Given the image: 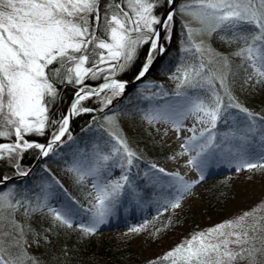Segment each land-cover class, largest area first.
Wrapping results in <instances>:
<instances>
[{
  "label": "snow or ice",
  "instance_id": "obj_1",
  "mask_svg": "<svg viewBox=\"0 0 264 264\" xmlns=\"http://www.w3.org/2000/svg\"><path fill=\"white\" fill-rule=\"evenodd\" d=\"M167 3L174 5L175 0H167ZM157 4L158 0H110L102 8L101 0H0V137H15L12 143H0V158L5 154L14 158L30 148L40 149L42 155L47 156L54 145L62 142L68 131L70 115L91 111L80 107L82 101L106 89H111L113 96L120 95L125 87L123 83L115 80L108 82L105 77V83L99 88H92L85 84V80L96 79L105 71L114 72L117 67L123 70L132 60L137 47L149 40L153 52L158 46L161 52L164 51L160 43L161 32L154 25H160L161 29L170 33L175 9L161 20L154 14ZM180 11L202 26L195 29L188 27L189 42L199 54V62L178 70L182 78L173 77L179 80L175 95L184 98L183 104L153 109L145 119L149 123L170 122L177 132L189 117L207 125L199 136L193 135L182 145L185 151L198 149L187 163L201 172L229 138L239 142L222 151L236 161L233 165L236 172L264 170V128L261 129V143L254 145L249 134L255 131L257 117L240 104L232 103L234 98L227 86V73L217 74L209 67L215 57L220 56L227 68V58L205 46L203 40L200 43L192 40L194 33L209 36L216 33L226 44L238 45L235 55L253 69L249 79L264 83V0H193V3L182 6ZM145 32L152 35L147 36ZM165 39H170V35ZM205 54L208 56L207 63L200 58ZM121 59L123 63H119ZM151 59L149 56L148 64ZM89 64L91 67L86 66ZM147 70L146 64L140 76ZM217 80L230 101L227 105L214 83ZM63 82L81 85L70 114L63 116L47 145L29 142L25 139L26 135L43 134L49 123H56L49 120V106L58 95L57 84ZM182 87L186 90L180 91ZM187 89L197 92L189 95ZM107 103H111V98L107 99ZM228 108L246 113L252 126L244 135L226 133L217 141L214 129L218 121L222 118L226 120ZM187 131L195 133V125ZM114 138L127 154V164L131 166L135 153L129 150L126 141ZM195 141L199 143L194 144ZM118 153L120 148L113 145L112 155L100 156L87 169L74 166L70 171L81 182L85 177H98L101 162L106 163ZM152 168L156 169V165L153 164ZM157 171L172 177L174 184L169 187L177 193L174 201H165V204H170L173 209L179 208L181 198L198 181L189 183L179 173L169 174L163 168ZM21 175L27 173L22 172ZM203 178L201 174V180ZM125 186L131 187L126 174L120 180L103 186L94 179L97 203L92 206L91 221L77 227L86 235L95 234L106 223L116 198ZM47 200L45 196L43 201L33 206L28 200L16 199L12 190L0 192V264H40V260L29 252L31 245L25 238L24 226L15 218L21 208L25 216L46 210L58 224L73 227L69 213L49 207ZM258 211L244 212L233 220L195 233L149 264H161L162 261L168 264H264V216L258 215ZM144 227L146 225L131 231L140 232Z\"/></svg>",
  "mask_w": 264,
  "mask_h": 264
},
{
  "label": "trees",
  "instance_id": "obj_2",
  "mask_svg": "<svg viewBox=\"0 0 264 264\" xmlns=\"http://www.w3.org/2000/svg\"><path fill=\"white\" fill-rule=\"evenodd\" d=\"M178 1L179 0H177L175 8V15L173 16L171 31L170 33L166 31L163 32L162 38L165 53L154 63L148 75L153 73L159 77V65L165 60L164 57L168 55L169 52L174 53L175 57L178 55L176 58L178 64L174 63L175 66H187L195 59L196 55L194 53H185L181 50L182 42L188 43L189 38L185 31L186 26L181 19L182 17L176 13ZM109 2L110 0H101V7L103 8ZM168 7L169 4L167 3V0H158V4L154 8L155 15L162 20ZM99 34L100 33H98V35ZM169 35L170 39H165V37ZM205 38H207V42L210 44L211 49H214L216 53L221 54L228 60V67L225 68L223 60L218 56L219 59L217 58V60L209 65V67L217 72V74L227 73V86L231 96L234 98L232 103L240 104L243 108H247L257 117L255 124L256 130L254 133L257 136H261V129L263 127L257 129V126H259V123H264V120L260 119L264 118V83H257L255 79H249L253 69L249 67L248 63L241 57L235 55V52L238 51L239 48L238 45L226 44L216 33H213L211 36H207L206 34ZM150 42L151 41L146 42L137 50L136 57L128 66L123 68V70L117 74L118 78L134 80L138 76L145 63L146 57L149 56ZM153 54L154 52L152 51L150 55ZM183 55L185 57H183ZM105 77L106 75L104 76V74H101L96 79L88 78L85 80V84H89L88 86L93 88L104 82ZM214 83L217 90L220 92V95L223 97V103L227 105L230 102L228 96H226L224 90L219 87L218 80L214 81ZM80 87L81 85L70 84L67 82L58 83V95L49 106L48 112L49 120H54L56 123H49L43 134H29L25 136V139L31 143L46 142L52 139V134L58 130L60 121L63 116L67 114L68 107ZM183 90L186 89L183 88ZM187 91L191 94L197 92V90L192 89H187ZM174 92L176 91H172V94H174ZM107 93L109 94L110 90H105L102 94L91 96L81 102L80 107L91 109V111L78 112L74 116L71 128L65 139L56 145L50 152L58 149L64 142L68 141L69 136H71V138H83L82 136L86 129L97 120L96 110L102 104V102L98 100L99 97ZM237 114L243 116V119L248 118L246 113H243L236 108H228L225 113L226 120L222 118L221 121H218L216 132L225 131L229 124L234 123L236 119L243 121V119L241 117L239 118V115L237 116ZM144 115L143 110H135L134 112H131L129 115L125 116L126 118H123L121 122L118 123L114 132H111L112 135L126 141L129 150L135 153V156L132 158V165L138 164V161L148 165H153L160 161L169 162L172 158L173 151L168 147L161 145L158 140L161 135H159L153 125L149 124ZM250 126H252L251 121ZM255 139L257 138L255 137ZM14 140L15 137H0V143H12ZM119 148L120 153H118V156L115 154L112 156V159L106 162L108 169H111V166L113 168L117 162L123 166L127 164V154L124 153L123 148L120 145ZM106 151L108 154H112L109 152V148H107ZM40 153V149L30 148L21 151L19 155L14 158H9L7 155H4L3 158H0V181L5 177L10 178L28 171L33 167ZM42 161L43 159L33 167L32 172L38 169H40V171L42 170V167H44L41 166ZM61 163L62 160H52L48 163V166L45 167V169L43 168V172L41 171L44 173L43 176L45 179L50 178L51 180H57L59 173L53 172L52 168H54L56 164ZM253 171L251 172L257 173L255 171H261L259 175H264L263 170ZM106 174V170H104L102 175L103 182L107 179ZM227 176L222 177L223 179L219 178V180L217 179L216 181L206 184L197 194L204 206L207 218L211 221H218L221 219L225 212V207L228 205L230 206L234 199V189L230 183L233 178L231 179V177ZM27 177L13 179L3 184L0 183V191H5L14 186L20 188V185L28 180ZM36 178H39L38 174L36 175ZM28 182L31 181L29 180ZM68 184L69 186L66 188L67 195L70 199L74 200V197L79 194V185L72 184L70 181ZM27 188L28 187L23 185L21 191L26 192ZM123 190L125 191L124 194H121V197L126 198L130 188L126 186ZM144 190L145 196L143 198H149L150 195L157 196L163 191V189L158 191L155 184H151ZM170 192L172 191L164 192L167 195L160 199L162 200L164 197H170L172 194ZM79 198L83 199L82 196H79ZM25 200L30 201L28 197H25ZM161 200L156 201L154 199L155 204L151 203L148 205L149 210L154 212L155 216L141 224V226L146 225L142 231L133 232L131 229L134 227H127L124 231L104 235L100 240L95 234L86 235L83 233V231L77 227V225H79L77 222L73 223V227L71 228L58 224L46 210L43 213L36 212L25 216L24 209L21 208L19 212L16 213L15 218L24 226L25 238L31 245L29 252L40 260V264H149L150 261L158 260L164 255L158 253L157 256H150L145 251H142L141 248L137 246L138 237L144 236V238L150 241V243L157 244L163 240L171 239L175 234L176 229L182 224L185 223V226L188 228L190 227V224H193V216H191L189 209H183L185 212L183 211L180 214L177 212L179 210H174L171 207L167 208V211H165V208H159ZM122 202L123 206L127 204L125 201ZM31 204L34 206L36 203L32 202ZM126 223L127 221L125 217L120 216L118 219H114L111 225L113 227L114 225L122 226ZM180 228L183 227L181 226ZM29 229H31V231H29ZM161 264H168V262L162 261Z\"/></svg>",
  "mask_w": 264,
  "mask_h": 264
},
{
  "label": "rangeland",
  "instance_id": "obj_3",
  "mask_svg": "<svg viewBox=\"0 0 264 264\" xmlns=\"http://www.w3.org/2000/svg\"><path fill=\"white\" fill-rule=\"evenodd\" d=\"M191 3H193V0H179L176 9V13L182 17L181 19L186 26L185 31L187 36L188 27L194 29L202 27L198 22L194 21L191 16L180 11L182 6ZM154 28L158 31V25H154ZM144 34L147 36L152 35L151 33L147 32ZM205 36L206 34L199 35L194 33L192 40L195 43H200V41L203 40L204 45L211 48ZM143 44L145 43H142L137 47L132 60L129 61L126 66H128L133 61L137 55V50ZM157 49L156 53L154 52L153 55H150L152 57L150 64H148L149 56L146 57L143 67L145 68L146 64L148 65L146 75L149 74L152 65H154L153 63H155L159 57L165 53V48L163 52L160 51L159 47H157ZM181 50L182 52H191L192 54L194 53L196 55L195 59L190 64L199 62L197 59L199 54L195 53V48L192 47V44L189 41L188 43L182 42ZM177 56L178 55L175 57L174 53L169 52L168 55L164 57L165 60L161 63V65H159V77L153 73L148 75V78H145L146 80L144 79L138 88L133 90L131 94H129L125 99L124 97L122 98L121 93L118 96H113L111 89H107L110 90L109 94L107 93L99 97L98 100L101 101L102 104L96 110L97 120L93 122L88 129H86L82 136L83 138L79 139L78 137H72L68 141L64 142L58 149L54 150L53 152H49V154L43 158L41 166L44 167H42V172L43 168L45 169V167L48 166V163H50L52 160H62L61 164H56L54 168H52L53 172L59 173L57 180H51L50 178L45 179L43 176L44 173L38 169L29 174L27 177L28 180L22 183L20 188L18 186H14L13 188H8L5 191L1 190L0 192L12 190L15 198L25 200V197H28L33 203L43 201L44 197L47 196V203L49 207H54L58 210L69 213L73 223L77 222L78 224L86 225L91 221V212L93 210L92 206L97 203V191L93 187V180L95 179L98 185L103 186L105 183L110 181L120 180V177L126 174L128 175L131 184L130 191L128 190V196L126 198H122L121 195L116 198L112 213L106 218V223L101 225L98 231L95 233V235L100 240L104 235L126 230L129 225H132L133 227H139L142 223L155 216V213L149 210L148 205L151 203L155 204L154 199L156 201L161 200V197L167 195L164 192L168 191L170 188L169 185L174 184V181L170 175L166 176L163 173L158 172L157 169L163 168L165 172L169 174L179 173V175L183 176L184 180L189 183L198 181V183H195L189 192L181 198V206L174 209L179 210L177 211L179 214L189 209L191 216H193V224H190L189 228L185 226L184 223L181 225L183 228H180V226L176 229V232L171 237V239L163 240L157 244L150 243V241L146 240L144 236L137 238V246H139L142 251H145L150 256H157L158 253L164 255L166 252L173 249L181 242L189 239L193 234L205 231L225 221L233 220L244 212L259 210L258 215L264 216V175H259L261 171H255L257 173H252L251 171L246 170L236 172L233 167L236 161L230 155H228L227 152L222 151V149L229 147L233 143H238L239 141H233L231 138H229V140L226 141L224 145H222V149H218L216 151V155L213 158H210L209 163L202 169V172L195 166L189 165L187 163L190 157L196 154L198 149H189L188 151H185V148L182 147V145H184L185 142L193 135L199 136L200 131L203 128L208 127L207 125L197 123L194 117L185 119L179 132L174 130L173 125L170 122L166 123L163 121H158L149 123L153 125L159 135H161L160 138H158L161 145L168 147L173 151L172 158L169 162L160 161L157 164H154L156 165V169H153L151 164H143L141 161H138V164H133L131 166L126 164L123 167H121V165L117 162L113 168L111 166V169H108L106 163L104 165V162H101V171L98 174V177H85L84 181L82 182L77 179V176L74 172L70 171V169L74 166H80L82 169H87L92 167L99 160L100 156L112 155L108 154L106 149L109 148V152L112 153L113 145L119 148V144L116 143V139L112 133L114 132L115 128H117L118 123H120L123 118H126L125 116L129 115L131 112H134L135 110H143L145 114L144 116H146L156 108H163L168 105L183 104V97L171 95L172 91H177L175 89H177L176 86L179 83V80L174 79L173 77L182 78L181 72L178 70L188 66H175L174 63H177ZM183 57L185 56L183 55ZM200 58L203 59L205 63H207V54ZM217 58L218 56L215 57V61ZM123 62L124 61L122 59L119 61V63ZM86 66L91 67V64ZM101 67L107 68L106 65H101ZM120 71L121 69L117 67L114 72L105 71L102 74H104V76L106 75V77L110 79L118 77L117 74ZM100 75L101 74H98V76ZM180 91L185 90H183L182 87ZM165 93L167 95H165ZM188 93L189 95H192L190 92ZM108 98H111V103H107ZM238 115L239 114H237V116ZM109 117L112 119H108ZM240 117L242 119L244 118L243 116L239 115V118ZM193 125H195L196 128L195 133L187 131V129ZM249 127L250 121L248 118L243 119V121L236 119L234 123L229 124L228 128L224 132L217 135V141H220L226 133H235L237 136L244 135L247 133V129ZM262 127L264 128L263 122L259 123L257 129H261ZM249 137L254 145H259L258 141H260V136H257L255 133H251L249 134ZM255 137L257 138V141ZM193 143L196 144L199 143V141H195ZM180 153L184 154L180 155ZM116 155L118 156V154ZM103 169L106 170L107 173V179L104 180V182L102 179V175L104 173ZM37 174L39 178H36ZM201 174H203L204 177L202 180ZM226 176L231 177V179L233 178L230 183L234 189V199L230 206L228 205L225 207V212L223 213V217L221 219L218 221H211L207 218V215L204 211V206L197 194L206 184L216 181L215 179L219 180V178ZM29 180L31 182H28ZM57 181L59 183H57ZM69 181L72 182V184L77 186L79 185V194L74 197V200L70 199L66 192V188L69 186ZM151 184L157 185L156 189L158 191L163 189L162 193L157 196L150 195L149 198H143L145 196L144 189L149 187ZM23 185L28 187L26 192L21 191ZM124 191L125 190L122 191L123 194ZM171 191L172 192L170 193L172 194L170 197H164V199L161 200L159 205L160 209L170 207V204L166 205L165 201H174L177 193L175 192L174 188H171ZM79 196H82L83 199H80ZM122 201L127 202V204L123 206ZM120 216L125 217L127 225H114L113 227L111 225L113 220L118 219Z\"/></svg>",
  "mask_w": 264,
  "mask_h": 264
},
{
  "label": "water",
  "instance_id": "obj_4",
  "mask_svg": "<svg viewBox=\"0 0 264 264\" xmlns=\"http://www.w3.org/2000/svg\"><path fill=\"white\" fill-rule=\"evenodd\" d=\"M176 5H177V0H175V4L174 5H169V7H168V10H167V12H166V14L164 15V17L162 18V20L163 19H165L166 18V16H167V14L170 12V11H172L173 9H175L176 8ZM158 31H160L161 32V37H160V43H162V36H163V29H161V26L160 25H158ZM155 62V61H154ZM154 64V63H153ZM146 72H144V75L143 76H140V74L137 76V77H139V78H135L134 80H127V79H120V78H110V79H108V82H110L111 80H115V81H117V82H119V83H123L124 85H125V87H124V90H123V92H121V94L123 95V96H125V95H127L131 90H133L134 88H136L144 79H145V77H146ZM106 81H104V82H102V83H100L99 85H96L95 87H93V88H99V86H101L103 83H105ZM107 90V89H106ZM105 91V90H104ZM93 96H95V95H93ZM74 99H75V96H74V98H73V100L71 101V103H70V105H69V107H68V110H67V115H69L70 114V108H71V105H72V103H73V101H74ZM74 116L75 115H70V120H69V125H68V131L65 133V136L62 138V140L67 136V134H68V132H69V130H70V128H71V125H72V121H73V119H74ZM50 141H47V142H38L39 144H43V145H47L48 143H49ZM60 142H58L57 144H59ZM56 144V145H57ZM56 145H54L53 147H55ZM43 156L44 155H42V153L40 154V156L38 157V159H37V161L35 162V164L33 165V167L36 165V164H38L39 162H40V160L43 158ZM32 167V168H33ZM32 168L27 172V174L32 170ZM24 176H26V175H19V176H13V177H10L9 179H3V180H1L0 181V183L1 184H3V183H5V182H8V181H10V180H13V179H18V178H22V177H24Z\"/></svg>",
  "mask_w": 264,
  "mask_h": 264
},
{
  "label": "flooded vegetation",
  "instance_id": "obj_5",
  "mask_svg": "<svg viewBox=\"0 0 264 264\" xmlns=\"http://www.w3.org/2000/svg\"><path fill=\"white\" fill-rule=\"evenodd\" d=\"M86 85H89V84H86Z\"/></svg>",
  "mask_w": 264,
  "mask_h": 264
}]
</instances>
